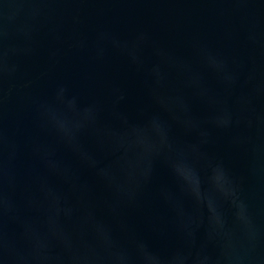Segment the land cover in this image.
I'll use <instances>...</instances> for the list:
<instances>
[{
    "label": "water",
    "instance_id": "95a60500",
    "mask_svg": "<svg viewBox=\"0 0 264 264\" xmlns=\"http://www.w3.org/2000/svg\"><path fill=\"white\" fill-rule=\"evenodd\" d=\"M0 187L20 264H264V0H0Z\"/></svg>",
    "mask_w": 264,
    "mask_h": 264
},
{
    "label": "clouds",
    "instance_id": "9594fccd",
    "mask_svg": "<svg viewBox=\"0 0 264 264\" xmlns=\"http://www.w3.org/2000/svg\"><path fill=\"white\" fill-rule=\"evenodd\" d=\"M217 66L222 67V64ZM225 177L226 172L222 171L217 179ZM0 213L9 214L10 216H14L15 214L14 205L10 197L4 195L2 187H0ZM23 259L24 257L20 256L11 244L7 241L0 240V260H3L4 264H20V261ZM126 259L127 264H144L145 262V257L137 252L126 253ZM160 260L161 264H191L193 252L189 249L178 247L169 254L161 256Z\"/></svg>",
    "mask_w": 264,
    "mask_h": 264
}]
</instances>
